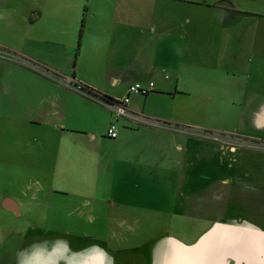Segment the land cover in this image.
<instances>
[{"label":"crops","instance_id":"1","mask_svg":"<svg viewBox=\"0 0 264 264\" xmlns=\"http://www.w3.org/2000/svg\"><path fill=\"white\" fill-rule=\"evenodd\" d=\"M0 264H264V0H0Z\"/></svg>","mask_w":264,"mask_h":264},{"label":"rangeland","instance_id":"2","mask_svg":"<svg viewBox=\"0 0 264 264\" xmlns=\"http://www.w3.org/2000/svg\"><path fill=\"white\" fill-rule=\"evenodd\" d=\"M129 191H130V189H129ZM115 197L117 200H119L121 198L120 195L117 196L116 194H115ZM125 198L128 199L127 202L131 203L135 198H138V194H134V192L133 193L129 192V193H127ZM121 201L125 202L124 200H121ZM135 207H136V204L129 205L127 203H123V204H121L120 211L116 212V214H115V212H113V214H112L114 216L121 217V220L119 222L111 221V224H120L119 227L120 226L122 227L121 231L116 233L115 236H113V238L115 240H120L122 242L123 246L133 244L134 242H136L137 238H138V240L143 239L140 236V231H135L138 227L136 225V223L133 220L128 218L129 214H133V213L138 212L137 210H135ZM152 207H154V206L151 205L150 203L145 202V206H144L145 210L151 209ZM167 207H168V205H167ZM141 208H142V206H141ZM99 215L97 216V219L81 220L79 217H76V216L68 217L65 213L64 214L59 213V214L55 215L53 220L48 221V222L45 221V225L49 226V224H53V223L56 224V223L62 222L63 225L66 224L64 228L70 229V231L75 230L74 231L75 233H79L78 231H80V228L82 226H84V227H86V228H84L86 231H90L92 229H95L96 232L99 233L98 235L100 236V238L102 236V239L107 238V240H108L110 238L109 235L111 233L106 228L107 224H108V219H107L108 213L105 210H103L102 213L100 212ZM112 219L113 218L111 217V220ZM129 220H131V221H129ZM143 223L145 224V240H146L154 234L153 231H154L155 226H157L159 224V219H157L153 216H146L145 215V219H144ZM39 224H40V222H39ZM139 228H142V225H139ZM127 229L129 230L128 234H126ZM116 231H117V229L114 232L112 231V233H115ZM197 232L198 233L200 232L199 228H198ZM99 236H97V237H99ZM134 236H136V237H134ZM178 237H180V239H182L184 241L190 240V238L189 237L186 238L185 235L178 236Z\"/></svg>","mask_w":264,"mask_h":264},{"label":"built area","instance_id":"3","mask_svg":"<svg viewBox=\"0 0 264 264\" xmlns=\"http://www.w3.org/2000/svg\"><path fill=\"white\" fill-rule=\"evenodd\" d=\"M24 64L34 67L29 62H23ZM70 84V80L66 81ZM153 88V83H149L147 88H143L138 84H134L128 88L126 96L120 100H106L97 96H93L99 103L103 104L111 111V122L108 126L106 136L109 138H116V126L120 118H126L134 121H144L142 118L133 115L128 109L129 95L131 93H140L141 95L148 94Z\"/></svg>","mask_w":264,"mask_h":264},{"label":"trees","instance_id":"4","mask_svg":"<svg viewBox=\"0 0 264 264\" xmlns=\"http://www.w3.org/2000/svg\"><path fill=\"white\" fill-rule=\"evenodd\" d=\"M82 27H83V20L81 21V26H80V30H79V40H80V37H81ZM79 40H78V42H79ZM81 89H83V90L89 92L91 95L93 94V96H97V97H100V98H102V99H106V100H112L111 98H108V97H106V96L98 95V94H96L95 92H91L90 90H87V88H82V87H81Z\"/></svg>","mask_w":264,"mask_h":264}]
</instances>
